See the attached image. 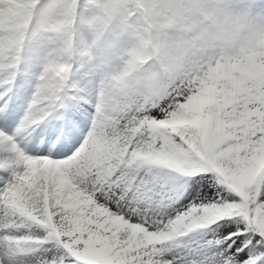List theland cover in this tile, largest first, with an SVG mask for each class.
<instances>
[{
	"label": "snow or ice",
	"instance_id": "6c2138e0",
	"mask_svg": "<svg viewBox=\"0 0 264 264\" xmlns=\"http://www.w3.org/2000/svg\"><path fill=\"white\" fill-rule=\"evenodd\" d=\"M238 6L250 17L264 0ZM167 65L40 131L0 92V193L37 158L71 161L74 177L50 222L0 224V264H264V71Z\"/></svg>",
	"mask_w": 264,
	"mask_h": 264
},
{
	"label": "rangeland",
	"instance_id": "374dc122",
	"mask_svg": "<svg viewBox=\"0 0 264 264\" xmlns=\"http://www.w3.org/2000/svg\"><path fill=\"white\" fill-rule=\"evenodd\" d=\"M14 1H9L7 5L11 6ZM156 2L157 0H32L26 13L25 25L19 27L15 35L13 60L7 62V65L12 67L14 73L19 66L16 59L18 46L25 43L28 51L22 75L41 80L36 86L39 87L46 81L45 76L49 71L56 74L58 80H55L50 96L46 94L40 99V117L47 119L49 123L62 115L63 111L55 109L47 118L51 105L46 103L56 98L58 83L64 72H72L75 89L73 97H77L76 88L79 84L75 77V66L84 56L92 55L104 66L121 95L131 82L153 66L154 62H158L156 53L159 50V40L146 32L148 24L145 22L154 11L148 3ZM140 13L144 16L140 17ZM81 47L84 54L79 55ZM149 49L153 55H146ZM172 63L174 62L169 61L167 66ZM63 166L64 173L73 176L72 162L67 161ZM1 200L0 198V217L9 220L6 212L12 218L21 203L12 202V206L6 199ZM9 206H12V211ZM33 217L30 211H23L21 220Z\"/></svg>",
	"mask_w": 264,
	"mask_h": 264
},
{
	"label": "bare ground",
	"instance_id": "6f19581e",
	"mask_svg": "<svg viewBox=\"0 0 264 264\" xmlns=\"http://www.w3.org/2000/svg\"><path fill=\"white\" fill-rule=\"evenodd\" d=\"M9 1L12 0H0V92L11 90L15 95H20L22 103L19 118L27 115L28 122L37 125L40 131L43 129H39V126L48 124L38 112L40 99L46 94L50 96V92L53 91L51 88L58 79L53 71H49L45 76L46 81L36 87L41 80L33 79L31 76L26 77L16 70L13 73L12 67L7 65V62L13 60L15 35L18 28L25 25L26 13L32 0H15L11 6L7 5ZM79 51V55L84 54L82 47ZM76 67L78 98L72 107H76L82 101L97 99L100 101L101 109L109 108L111 102L121 95L120 90L114 87L112 79L108 76V71L92 55L84 56ZM93 136L103 142V125L99 121L93 129ZM23 146L31 152V139L25 141ZM65 162L67 161H51L46 157L26 162V166L18 173L17 186L8 189L6 196L0 193L1 201L6 199L11 205L12 202L21 203L18 209H14V216H17L18 220L22 219L23 211H30L34 215L31 219L34 222H44L45 219L50 222L52 219L50 207L54 204L58 190L57 182L60 185L70 186L74 178L64 173ZM12 206H9L10 211L13 210ZM6 214L9 220L0 217V224L11 221L12 215L7 212Z\"/></svg>",
	"mask_w": 264,
	"mask_h": 264
},
{
	"label": "clouds",
	"instance_id": "9594fccd",
	"mask_svg": "<svg viewBox=\"0 0 264 264\" xmlns=\"http://www.w3.org/2000/svg\"><path fill=\"white\" fill-rule=\"evenodd\" d=\"M239 4L240 0H157L149 5L154 11L145 21L146 32L159 40L156 55L180 70L199 63L209 70L231 71L230 66H236L264 71V20L259 19L264 8L257 7L249 17ZM146 55H153L152 50Z\"/></svg>",
	"mask_w": 264,
	"mask_h": 264
}]
</instances>
